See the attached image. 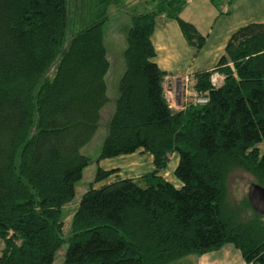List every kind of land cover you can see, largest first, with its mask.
Segmentation results:
<instances>
[{"label":"trees","instance_id":"16d2710c","mask_svg":"<svg viewBox=\"0 0 264 264\" xmlns=\"http://www.w3.org/2000/svg\"><path fill=\"white\" fill-rule=\"evenodd\" d=\"M120 0H0V264H169L236 249L264 264V215L246 194L227 200L241 169L264 188V22L230 33L215 65L192 75L189 100L163 98L165 72L151 60L154 17L174 19L189 46L204 41L180 18L187 0H145L130 15L113 113L95 159L151 155L153 169L92 187L114 170L98 165L62 236L61 209L91 159L80 153L107 101L102 25ZM218 14L231 0H210ZM212 73L222 76L212 86ZM194 96L206 101L194 103ZM177 155L176 188L157 173Z\"/></svg>","mask_w":264,"mask_h":264},{"label":"crops","instance_id":"0c3cea01","mask_svg":"<svg viewBox=\"0 0 264 264\" xmlns=\"http://www.w3.org/2000/svg\"><path fill=\"white\" fill-rule=\"evenodd\" d=\"M143 1L145 2L141 0L140 5ZM194 1L187 0L179 16L192 23L197 31L204 35L203 44L198 50L186 43L177 22L163 14L154 17L150 35L155 51L151 60L165 72L163 87L168 90L169 96L172 97L170 99L174 100L168 103L173 109L182 108L189 100L192 91L188 85L193 81L192 75L202 70H209L215 65L218 57L223 53L231 32L250 22H264V0H231L227 12L223 14H218L217 10H223L225 7L216 6L210 0L211 4L207 3L206 6L207 12L200 13L201 5L196 6ZM172 158H175V167L177 155L173 153L168 163ZM168 163L157 174L178 188L181 182L173 176V172L168 177L163 175ZM97 165L103 170L112 169L114 172L93 184L94 188L116 178H136L153 169L151 155L141 149L130 154L101 159ZM111 176L115 177L108 180ZM192 264H243V261L236 249L230 244H225L218 250L198 255Z\"/></svg>","mask_w":264,"mask_h":264},{"label":"rangeland","instance_id":"374dc122","mask_svg":"<svg viewBox=\"0 0 264 264\" xmlns=\"http://www.w3.org/2000/svg\"><path fill=\"white\" fill-rule=\"evenodd\" d=\"M140 2L141 0H120L116 4L110 5L108 9V18L102 25L103 43L109 63L107 72L104 75L107 101L99 110V119L94 134L79 150L81 154L88 156L91 159V162L83 168L81 177L75 182L74 195L72 199L63 205L61 209L62 236L67 234L71 215L77 206L81 194L88 188L89 183L93 180L95 169L97 167L95 159L99 154L102 140L106 135L107 124L113 113L114 99L117 95V82L124 70L122 51L125 47V31L130 24V14L143 9ZM194 2L196 6L201 5V8H203H200V13H205V11L207 12V3L211 4L209 3V0H195ZM168 97L169 103H172L174 100L170 99L172 97L169 96V92ZM257 146L260 151H263L264 141L259 143ZM174 164L175 158H172L168 163L166 170L163 172L164 176H171ZM114 177L115 176H111L108 180ZM251 182V175L241 169H236L230 172L227 178V200L235 201L242 197L246 194L247 187ZM2 245L3 243L0 239V249ZM66 246V242L61 243L50 264H60ZM197 256V254H190L169 264H192V261L194 263Z\"/></svg>","mask_w":264,"mask_h":264},{"label":"water","instance_id":"95a60500","mask_svg":"<svg viewBox=\"0 0 264 264\" xmlns=\"http://www.w3.org/2000/svg\"><path fill=\"white\" fill-rule=\"evenodd\" d=\"M246 199L250 208L260 215H264V188L251 182L246 190Z\"/></svg>","mask_w":264,"mask_h":264},{"label":"built area","instance_id":"2783aa9c","mask_svg":"<svg viewBox=\"0 0 264 264\" xmlns=\"http://www.w3.org/2000/svg\"><path fill=\"white\" fill-rule=\"evenodd\" d=\"M222 76L218 73H212L209 77V83L212 86H217L221 83ZM163 98L169 103V97H168V90L164 88L163 90ZM206 101L205 97L202 96H194V103L202 104Z\"/></svg>","mask_w":264,"mask_h":264}]
</instances>
